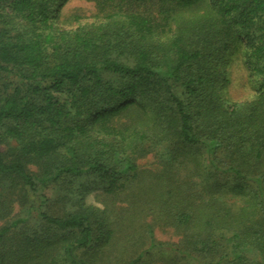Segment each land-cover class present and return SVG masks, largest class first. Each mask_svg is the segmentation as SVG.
Wrapping results in <instances>:
<instances>
[{"label": "trees", "instance_id": "trees-1", "mask_svg": "<svg viewBox=\"0 0 264 264\" xmlns=\"http://www.w3.org/2000/svg\"><path fill=\"white\" fill-rule=\"evenodd\" d=\"M69 1L0 0V264H264V0Z\"/></svg>", "mask_w": 264, "mask_h": 264}, {"label": "rangeland", "instance_id": "rangeland-1", "mask_svg": "<svg viewBox=\"0 0 264 264\" xmlns=\"http://www.w3.org/2000/svg\"><path fill=\"white\" fill-rule=\"evenodd\" d=\"M96 5L92 2H86L83 0H71L69 1L64 7L63 11L66 14L72 15V14H77L80 16L81 19L76 22H71L62 25L63 31L68 32L71 30H74L78 28L79 26H87L93 22H98L99 18H95V14L97 13V9L95 7ZM64 15L63 17H65ZM17 28H20L21 30V25H19V22L17 25H15ZM225 80H222L223 82L226 83V78H228L230 81L229 83L225 84V89L227 87L228 89V95L230 94V99L232 101L236 102H241V101H246L249 99L251 95V89L249 88L250 86L248 85V81L244 80L247 79L245 76V73L240 69V68H230L228 70V74L224 76ZM112 79V78H111ZM246 89V90H244ZM63 98H65L63 96ZM5 148V147H3ZM138 166L143 169H160L159 161L155 157V153H147L144 155H141L138 162ZM33 171H35L34 168H32ZM102 186L99 187H94L93 191H91L89 194L86 195L85 197V202L87 205L97 207L99 209H102V205L99 201H103V197L101 196L103 192ZM99 194L101 197H99ZM98 197V198H97ZM20 209L19 205L16 204V211ZM13 214V213H12ZM156 237L157 240L160 242L164 243H177L179 241V236L174 233V231L171 228H163V227H158L156 230ZM163 248V247H162ZM160 248V249H162ZM170 250V249H166ZM99 249H92L87 257H92V254L98 253ZM165 254V252H164Z\"/></svg>", "mask_w": 264, "mask_h": 264}]
</instances>
